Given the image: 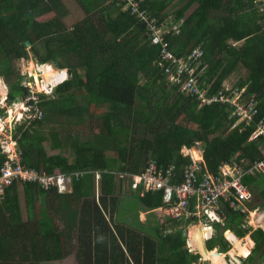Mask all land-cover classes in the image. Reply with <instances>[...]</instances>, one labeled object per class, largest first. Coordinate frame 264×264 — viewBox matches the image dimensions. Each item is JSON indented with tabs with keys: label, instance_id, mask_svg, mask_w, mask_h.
<instances>
[{
	"label": "trees",
	"instance_id": "16d2710c",
	"mask_svg": "<svg viewBox=\"0 0 264 264\" xmlns=\"http://www.w3.org/2000/svg\"><path fill=\"white\" fill-rule=\"evenodd\" d=\"M73 2L86 17L67 28L63 23L67 7L61 0H0V78L7 104L22 102L29 94L23 85L26 77L15 65L28 61L30 52L37 65L54 60L71 73L52 96L39 95L48 118L56 115L57 123L67 125H74L75 118L81 124L83 113L89 118V134L77 140L72 161L63 153L48 156L46 146L54 145L36 129L42 120L16 127L12 138L22 166L47 175L55 171L86 174L72 181V191L66 196H58L55 188L45 190L27 183H15L4 191L0 199V264H40L70 254L77 264H198L200 255L186 248L184 226L188 222L171 221L166 233L156 224L158 229L150 235L117 220L121 183L115 173L141 174L151 159L160 168L172 166L178 173L182 166L193 163L181 154L191 142L202 143L211 173L222 164L235 163L248 170L264 160V138L250 140L256 122L264 117V10L260 1L136 0L145 20L120 0ZM193 8L191 19L185 22V13ZM160 28L166 31L157 32L159 42L151 31ZM162 44L176 60L187 61L196 49L202 52L194 69L202 90L217 99L215 103L200 107L197 97L182 91L186 76L181 78L182 85L167 84L165 70L172 65L162 60ZM235 75L238 78L229 87L228 80ZM234 92H242L241 100L252 99L257 106L258 115L245 129L244 123L232 128L237 119L231 115L232 106L217 98L232 97ZM91 103L107 107L94 121L96 133L91 132ZM0 116H4L1 110ZM63 136L62 140L70 139L72 134ZM193 154L200 162L197 150ZM8 155L0 145V171ZM95 173L99 174L97 202ZM242 183L257 197L250 208L264 209V175H247ZM139 202L144 211L154 212L161 206L162 193H146ZM36 211L41 222L34 218ZM226 212L224 229H233L239 237L251 231L241 227L244 215L230 209ZM54 216L60 220L61 230L56 228ZM226 234L234 245L232 258L247 257L242 264H255L257 257H264L261 229L251 231L255 249L250 256L243 242ZM215 248L222 255L230 250L221 233L206 242L208 252Z\"/></svg>",
	"mask_w": 264,
	"mask_h": 264
},
{
	"label": "built area",
	"instance_id": "2783aa9c",
	"mask_svg": "<svg viewBox=\"0 0 264 264\" xmlns=\"http://www.w3.org/2000/svg\"><path fill=\"white\" fill-rule=\"evenodd\" d=\"M120 1L125 2L131 13L136 14L142 20L146 19L143 12L139 11L136 0ZM259 1L261 10H264V0ZM151 32L153 37H156L157 41L160 42L161 36H158V30ZM164 46L162 44L160 50L162 60L171 62L172 65L171 68L165 70L167 84L169 86L182 85L181 78L186 76L187 80L182 85V91L187 90L191 96L197 97L201 106L215 103L217 99L210 98L207 92L202 90L201 82L194 69V64L202 56V52L196 49L191 52L187 61L183 58L176 60L170 52L164 50ZM28 87L30 88V86ZM231 96L219 95L217 98L219 102L228 103L232 106L231 115L237 118L232 128L244 123L243 128L245 129L254 122L258 115L255 101L252 99L249 102L241 100V92H234ZM38 102V97L33 90H30L23 106L33 118L42 117ZM259 137L264 138V117L256 122L250 140ZM10 144L13 145L15 154L8 153V161L4 163L0 171V199L4 195V191L15 183L18 185L36 184L45 190L55 188L58 194H65L71 188L72 181H77L83 175V173L65 175L58 172L47 175L45 172L26 168L21 164V156L16 149L17 143L11 141ZM182 155L190 157L189 155ZM247 175L252 177L264 175V160L254 163L248 170H242L235 163L222 164L215 173L209 172L205 164L202 166L193 162L190 165L182 166L176 173L174 167L160 168L151 159L141 174L129 177V185L132 192L139 190H142L143 193L161 192L162 203L158 211L164 220L198 222L203 225V228H211L212 224L224 226L227 220L225 208L244 215L250 212L247 204L252 201L253 193L248 186L242 183V179ZM94 179L99 182L98 173L94 174ZM241 227L247 228L246 221L241 224Z\"/></svg>",
	"mask_w": 264,
	"mask_h": 264
},
{
	"label": "rangeland",
	"instance_id": "374dc122",
	"mask_svg": "<svg viewBox=\"0 0 264 264\" xmlns=\"http://www.w3.org/2000/svg\"><path fill=\"white\" fill-rule=\"evenodd\" d=\"M61 1L64 4H66V7H67V10H66L67 15H66V17L63 18V23L65 24V26L67 28L74 26V24L80 22L81 20H83L86 17L83 10L80 9L78 7V5L73 2V0H61ZM193 10H194V8L190 9L189 11H187L185 13V16H184L185 22L187 20L191 19V11H193ZM164 31H166L165 28H160L158 32L163 33ZM27 49H29V47H27ZM29 56L30 57H29L28 61L22 60L21 62H18L15 65L16 69L19 70L21 72V74L26 77L25 78L26 84H23V85H25L27 87L28 84H30L31 85L30 88H34L39 93H45L46 95H49L50 93L53 92L56 85L61 83L60 82L61 80L52 79L53 76H56V75L58 76L64 72L59 74L52 67H48L45 65L44 66L37 65L36 61L33 58V55L30 52H29ZM49 68H50L51 72L47 73L46 69H49ZM69 78H70V76L68 77V75H67L66 79L68 80ZM237 78H238V75H235V76H232L228 80L229 87L233 86V84L236 82ZM27 82H29V83H27ZM5 89L6 88L4 87V84L2 83V79L0 78V110L2 111V113H4V116L2 118H0V145L3 146V149H4L6 154L7 153L15 154V149H13L12 145L10 144L11 138H12V133L15 132V130H16L15 127L17 125L23 123L25 119L29 118L27 116V115H29V113L25 110H22L21 106H19L18 108H16L17 107L16 105L8 106L7 102L5 100L3 101V99H5V96H6ZM242 95H243V93H242ZM200 107H201V104H200ZM106 111H107V107L105 105L93 106L92 103L90 104L88 112L90 113V115L92 117L91 120L93 121L92 127H91V132H94V133L97 132L98 129H97V127L95 125L96 123L94 121H98V119H100L101 116L104 115V113ZM82 116L84 119L86 117L88 118V115L86 113H83ZM93 117H96V118L93 119ZM40 120H42L43 124H42V126H36V129L38 131L50 133V131H49V130H51L50 122H53L54 123L53 125L58 124L56 115H52V117L50 116V118H48V115L45 113L44 117L36 119V121H40ZM88 120H89V118H88ZM76 121H77V119H76ZM84 121H87V120H84ZM84 126H88V123L83 124V126H81V127L74 126V125H67L66 123H64L63 129L70 131L71 133H74V134L77 133L78 130H80V133H81L80 136H84V135L89 134L86 131L87 128H85ZM54 130L55 129H53V131ZM59 131H61V129H59ZM82 140H84V139L82 138ZM47 147L48 146H46V152H47ZM196 149L198 150L197 153H199V156L201 154H204V147H203L202 143H197V142H191L190 149L189 150L182 149L181 153L184 155H188V154L193 153V150H196ZM47 154H48V152H47ZM115 175L117 176L118 173H115ZM118 178H119V181L121 183V186H120L121 190H119V193H117V197L120 196V203H119V208H118V213H117V220L121 223H129V225L137 228L138 230H141V231L148 233L150 235H154L158 228L151 226L149 223L144 225L141 222V217H140L141 205L139 202L140 197H139L138 193H132V192H129L127 190L128 177L125 175H118ZM122 187H125V188L122 190ZM98 196H99V194H98ZM262 211H263L262 208H256L250 212L249 217H252L253 215H260V214H262ZM147 213H149L152 216H154L158 213V217L160 218L159 212H147ZM247 217L248 216L245 217V220L248 219ZM166 222H167V224L171 223V221H168V220H166ZM250 224H249V227L251 229H254L252 224H251V226H250ZM171 225H173V223ZM212 225H214V224H212ZM200 226L202 227L203 225L201 223H197V224H191V225L184 227V232L186 234V240H187L186 243H187L188 249L190 250V252L198 253L200 255V259H199L198 264H237L233 261L232 255H231V252L234 251V245H230V250L228 251V253H226L224 255H220V256L217 255V253L215 252L216 250L213 251L212 253L207 254V253H204V249L200 250L199 248H197V246L193 240L194 237H191V233H193L194 228H200ZM213 229L216 230L215 227H213ZM210 232H211V230L210 231L208 230L209 235L204 236V239H207V237L209 239V237L213 236V235H210ZM219 233H220V230H219ZM249 234H250V232L247 235L243 236L242 239H240V242L242 241L244 243V246L248 250H249L248 246L250 245V247H251V243H250L249 239L248 240L246 239V237ZM229 237H230V235H229ZM229 237H228V239H229ZM230 240L231 239H229V241ZM193 247H195L196 249H194ZM235 252H236V250H235ZM70 263H72L71 260H70ZM245 263L251 264L252 262L245 261ZM263 264H264V262H263Z\"/></svg>",
	"mask_w": 264,
	"mask_h": 264
},
{
	"label": "crops",
	"instance_id": "0c3cea01",
	"mask_svg": "<svg viewBox=\"0 0 264 264\" xmlns=\"http://www.w3.org/2000/svg\"><path fill=\"white\" fill-rule=\"evenodd\" d=\"M45 66H48V67H52L51 65H48V64H46ZM53 68V67H52ZM55 70V69H54ZM59 74L61 73V72H64V73H62V75L61 76H64V78L60 81L61 83L62 82H64V81H66L67 79H66V77H67V75H68V73L67 72H69L70 70L65 66V67H59ZM56 71V70H55ZM67 73V74H66ZM63 74H65V75H63ZM71 77V75H68V77ZM61 83H59V84H61ZM58 84V85H59ZM57 86V85H56ZM56 88V87H55ZM54 88V89H55ZM5 93H6V89H5ZM80 99V98H79ZM4 100H6V96H5V99H3V101ZM83 101H84V98H83ZM16 108H18V107H16ZM76 119H77V121H76ZM82 120H83V122L80 124L79 122V118H75V119H73V121H74V126H78V127H81V126H83V124H85V123H88V118L86 117L85 119L83 118V116H82ZM84 120H87V121H84ZM54 123L53 122H50V127H51V130H49L50 131V133H47V132H44V135H47L48 136V140L49 141H51L52 143H53V145L54 146H56L55 147V149H54V146H48L47 147V152H48V156L49 157H52V156H55V155H61L62 153L65 155V157L69 160V161H72L73 159H74V146H75V144H76V142H77V140L78 139H81V137L82 136H80V130H78L77 131V133H71L70 131H67V130H65V129H63V125H64V123H58V124H56V125H53ZM85 128H87L86 126H84ZM53 129H55L54 131H53ZM59 129H61V131H59ZM48 131V132H49ZM86 131H87V133H88V130L86 129ZM63 133H65V134H72V137H70V139H69V137L68 138H65L64 140H62V138L65 136H63ZM52 135H54V136H52ZM74 137V138H73ZM76 137V138H75ZM62 140V141H61ZM197 143H200V142H197ZM59 145V146H58ZM183 149H186V147H183ZM189 149H190V147H189ZM189 149H186V150H189ZM197 150V149H196ZM198 151V150H197ZM182 152V151H181ZM264 152L262 151V155H264L263 154ZM182 154V153H181ZM190 157H191V159H194V163H196V164H198V165H204L205 164V166H206V163H204L205 162V160H203L204 159V154H201L200 156H199V153H198V156L200 157V162H197V160L195 159V156L193 155V153H191V154H188ZM194 156V157H193ZM189 157V158H190ZM246 165V164H245ZM247 166V165H246ZM44 172V171H43ZM58 171H55L54 173H57ZM58 173H60V172H58ZM75 173H78V172H75ZM75 173H71V174H75ZM61 174V173H60ZM83 174H86V173H83ZM70 175V174H69ZM130 176H133V175H130ZM117 177V176H116ZM81 178V177H80ZM79 178V179H80ZM118 178V177H117ZM93 179H94V175H93ZM119 179V178H118ZM129 178H128V180H127V190L129 191V192H132V191H130L129 189H128V186H129ZM78 181V180H77ZM120 182V181H119ZM99 182L97 181H95V179H94V201L95 202H97V198H98V194H99V184H98ZM125 187H122V190L124 189ZM21 187L19 188V191H20V202H21V210H22V214H23V221L25 222L26 220H27V213H26V208H25V204H24V200H23V195H22V192H21ZM120 190H121V187H120ZM126 190V191H127ZM71 188L69 189V191L67 192V193H65V194H58V196H66V195H68V194H70L71 193ZM57 192V191H56ZM140 192V193H139ZM132 193H139L140 194V197H143L146 193H143L142 192V190H139V191H137V192H132ZM120 197V196H119ZM255 200H257V197L256 196H253V199H252V201L251 202H249V204H247L248 205V207H249V210H250V212L251 211H253L254 209H256V208H254V209H251L250 208V206H253L254 204H256L255 202ZM50 201H51V199H49L48 198V201H47V206H48V208H50V206L52 205L53 206V203L51 202V204H50ZM51 206V207H52ZM53 208V207H52ZM40 209H41V207H40ZM51 209V208H50ZM159 209V208H158ZM158 209H156L154 212H159L158 211ZM228 208H225V213H226V215H227V212H226V210H227ZM229 210V209H228ZM148 211H144L143 210V208L141 207V209H140V217H141V222H142V224H144V225H146L147 223H149L151 226H153V227H156V224H158L157 226L159 227V229L161 228V227H163V232L164 233H166V231H169L170 229H168V228H170L171 227V223L170 224H167V222H166V220H164L163 219V217L160 215L161 213L159 212V216H160V218L158 217V213L156 214V215H154V216H152V215H150L149 213H147ZM149 212H151V211H149ZM250 212L248 213V214H246V215H244V214H242V215H244L245 217L246 216H248L247 218V220H245V217H244V220H243V222L244 221H246V223H247V228H250L249 227V224L251 223L252 224V226H253V228L254 229H251V231H254V230H257V229H261L262 231H263V233H264V209H263V211H262V214H260V215H253L252 217H249V214H250ZM38 213V211H36L35 212V216H34V218L36 219V220H38V221H40V216H39V214H37ZM149 214V215H148ZM241 214V213H240ZM117 218V217H116ZM227 218H228V216H227ZM54 220H55V226H56V228H58V230H61L62 228H63V226H62V224L60 223V220L58 219V217L57 216H54ZM227 221V220H226ZM41 222V221H40ZM198 222H188V224L187 225H185L184 227H186V226H188V225H191V224H197ZM226 223V222H225ZM127 225H129L128 223H126ZM251 224H250V226H251ZM258 224V225H257ZM260 224V225H259ZM216 225H218V224H214V225H212L211 226V228H203V227H201V230H205V229H209V230H211V232H210V235H215V234H218L219 233V230H220V233L223 235V237H224V239H225V241L229 244V245H233V243L231 242V241H229V239H228V237L226 236L227 234L226 233H230L232 236H234L235 237V239H237L238 241H240V239H242V237H239V236H237L236 235V233H235V231H233V229H229V230H226V229H224L223 227L224 226H220L219 225V228H218V230H217V228H216V230H214L213 229V227H215ZM167 226V227H166ZM170 226V227H169ZM257 226V227H256ZM251 231H250V234H251ZM249 233V232H248ZM247 233V234H248ZM246 234V235H247ZM250 234L246 237V239L248 240L249 239V241H250V243H251V247H250V245L248 246L249 247V255L248 256H250L251 255V253L253 252V250L255 249V244H254V242L251 240V237H250ZM213 236H211V237H209V239H208V237H207V239H203V248L205 247L206 248V242H208L209 240H211L212 239V237ZM245 239V240H246ZM185 240H186V234H185ZM244 240V241H245ZM187 241V240H186ZM242 242V241H241ZM74 243V242H73ZM186 248L188 249V247H187V243H186ZM194 249H196L195 247H193ZM189 250V249H188ZM216 250V252H217V248H215L213 251H215ZM189 252H190V250H189ZM195 254H198V253H195ZM207 254H209V253H207ZM237 258H242V257H237ZM247 258V257H246ZM246 258H242L243 260H245ZM233 259V261L235 262V263H237L236 262V260L234 259V258H232ZM70 260L72 261V263H70ZM229 261V260H228ZM263 262H264V257H262L261 259L260 258H256V262H255V264H263ZM43 264H77V262H76V260H75V258H74V256H73V254H70V255H67L66 257H64L63 259H61V260H57V261H49V262H42ZM42 263H40V264H42ZM238 264V263H237Z\"/></svg>",
	"mask_w": 264,
	"mask_h": 264
},
{
	"label": "clouds",
	"instance_id": "9594fccd",
	"mask_svg": "<svg viewBox=\"0 0 264 264\" xmlns=\"http://www.w3.org/2000/svg\"><path fill=\"white\" fill-rule=\"evenodd\" d=\"M48 64V63H47ZM58 65V64H57ZM42 66H44V65H42ZM70 72V71H69ZM70 75H71V73H70ZM27 83H29V82H27ZM23 84H26L25 82L23 83ZM28 86H30L31 87V85L30 84H28ZM27 86V88L29 89V93H30V90H33V92H34V94L38 97V100H39V102H38V107H39V109L41 110V112H42V117H44L45 116V113L43 112V110L41 109V107H40V103H41V99H40V97H39V95L40 94H44V95H46L45 93H39V92H37L34 88H29ZM52 94H53V92L52 93H50L49 95H46V96H48V97H50V96H52ZM29 95V94H28ZM27 95V96H28ZM26 96V97H27ZM25 97V98H26ZM25 98H24V100H25ZM24 100L22 101V102H19V103H15V104H11V105H16L17 107H19V106H21V107H23L24 108V106H23V102H24ZM6 101V100H5ZM8 105V104H7ZM11 105H8V106H11ZM25 109V108H24ZM27 110V109H26ZM27 112L29 113V111L27 110ZM29 115H30V113H29ZM29 115H27L29 118H27V119H23L24 120V122L23 123H21V124H27V125H29L31 122H33V121H36V119L37 118H33L32 116H29ZM41 117V118H42ZM0 118H2L1 116H0ZM33 118V119H32ZM21 124H19V125H21ZM18 126V125H17ZM16 126V127H17ZM15 127V128H16ZM13 134V133H12ZM11 141H15V140H13V138H11ZM16 142V141H15ZM17 143V142H16ZM13 146V145H12ZM16 149H17V144H16ZM18 150V149H17ZM8 154V153H7ZM30 169V168H29ZM36 171V170H35ZM37 172H43V171H37ZM47 174V173H46ZM118 175H122V174H120V173H118ZM118 175H117V177H118ZM125 176H127L128 178L129 177H131L130 175H125ZM129 188H130V185H129ZM131 191V190H130ZM220 255H222V254H220Z\"/></svg>",
	"mask_w": 264,
	"mask_h": 264
},
{
	"label": "bare ground",
	"instance_id": "6f19581e",
	"mask_svg": "<svg viewBox=\"0 0 264 264\" xmlns=\"http://www.w3.org/2000/svg\"><path fill=\"white\" fill-rule=\"evenodd\" d=\"M48 70V71H47ZM46 72L47 73H49V72H51V70H50V68L49 69H46ZM62 73V72H61ZM62 74H60V75H56V76H53V78L52 79H54V80H62L63 78H64V76H61ZM63 75H65V74H63ZM22 110H25V111H27L26 109H24L23 107H22ZM196 159V158H195ZM252 215V214H251ZM209 230V229H208ZM208 230L207 229H205V230H201V227L200 228H194L193 229V233H191V237H194V242H195V244H196V246H197V248H199L200 250H202L203 249V239H204V236H208L209 235V233H208ZM210 231V230H209Z\"/></svg>",
	"mask_w": 264,
	"mask_h": 264
},
{
	"label": "water",
	"instance_id": "95a60500",
	"mask_svg": "<svg viewBox=\"0 0 264 264\" xmlns=\"http://www.w3.org/2000/svg\"><path fill=\"white\" fill-rule=\"evenodd\" d=\"M26 46L30 48V43L26 42ZM48 65H51L53 67V69H55L56 71H58V72L60 71L59 70V66L57 65V63L54 60L48 61ZM67 73H68V75H70V72H67ZM203 249H204V253H212L213 252V251L212 252H208L205 247ZM216 253H217V255L220 256V254L218 252H216ZM234 259L236 260V262L238 264H242L243 263V259L242 258H234Z\"/></svg>",
	"mask_w": 264,
	"mask_h": 264
}]
</instances>
